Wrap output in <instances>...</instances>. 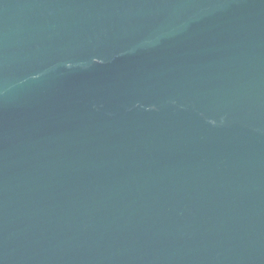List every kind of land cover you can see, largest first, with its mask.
Segmentation results:
<instances>
[{
	"label": "water",
	"instance_id": "water-1",
	"mask_svg": "<svg viewBox=\"0 0 264 264\" xmlns=\"http://www.w3.org/2000/svg\"><path fill=\"white\" fill-rule=\"evenodd\" d=\"M0 264H264V0H0Z\"/></svg>",
	"mask_w": 264,
	"mask_h": 264
}]
</instances>
